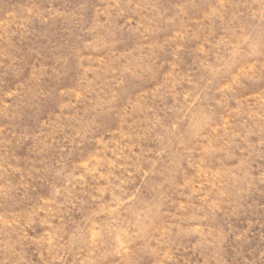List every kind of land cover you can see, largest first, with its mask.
I'll return each mask as SVG.
<instances>
[{
  "label": "rangeland",
  "instance_id": "rangeland-1",
  "mask_svg": "<svg viewBox=\"0 0 264 264\" xmlns=\"http://www.w3.org/2000/svg\"><path fill=\"white\" fill-rule=\"evenodd\" d=\"M0 264H264V0H0Z\"/></svg>",
  "mask_w": 264,
  "mask_h": 264
}]
</instances>
